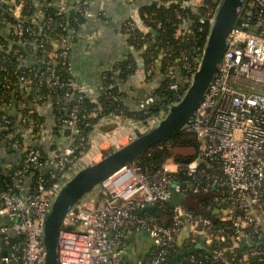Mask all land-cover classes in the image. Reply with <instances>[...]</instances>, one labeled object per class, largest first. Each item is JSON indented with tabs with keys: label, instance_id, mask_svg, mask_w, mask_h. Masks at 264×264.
<instances>
[{
	"label": "built area",
	"instance_id": "obj_1",
	"mask_svg": "<svg viewBox=\"0 0 264 264\" xmlns=\"http://www.w3.org/2000/svg\"><path fill=\"white\" fill-rule=\"evenodd\" d=\"M92 1L60 0L58 8L63 17L75 11L87 21L97 15L90 9ZM38 5L32 16L33 24L51 27L55 19L45 14L42 4ZM22 7L20 3L13 13L16 15ZM102 14L101 9L98 15ZM63 17V31L55 37L58 45L46 51L51 63L45 66V71L38 69L36 78L21 73L16 82L12 76L17 71L3 75L2 79L6 93L17 92L21 85L34 87L32 102L36 106L40 102L53 105L52 94L58 91L62 92L66 102L74 101L70 116L61 121L60 137L56 141L52 138L51 145L45 150L36 146V142L44 140L45 121L35 124L38 131L29 126L21 131L20 137L14 132L0 137V147L10 145L23 153L22 166L13 174L14 183L7 182L5 188L0 189V216L5 218V223L0 226V262L3 264H45L44 220L62 186L80 168L100 160L106 148L113 145L118 148L128 143L134 128L144 130L151 122L163 118L169 107L184 95L187 88L182 91V83L190 85L203 54L196 50L191 59L188 54L183 55L182 68L186 75L183 81L180 80L182 82L177 67L167 70L168 87L178 99L167 109L161 108L159 113L150 114L149 109L159 100L150 93L140 99L136 107L148 115L138 119L126 116L124 112L101 115L86 137L78 124L80 103L88 95V87L74 79L71 61L72 37L86 21L75 29L68 27L69 21ZM212 17H202L200 21H210L211 25ZM0 18L14 26L20 37L23 30L36 35L32 27L24 26L22 22L12 24L3 14ZM126 26L129 31L136 28L130 21ZM49 38L47 33L36 41L40 40L39 46L45 48ZM24 42L28 43L27 40ZM3 48L0 44V50ZM42 63H47L45 58ZM111 70H114V64L102 69L103 82ZM151 72L150 69L148 74ZM121 82L118 80L109 88L122 85ZM104 87L103 83L101 91L105 92ZM111 97L115 101L121 99L117 93H111ZM34 112L33 108L27 109L28 115ZM3 118L9 122L6 115ZM27 119L28 116H24V121ZM193 119L194 124L185 130L195 133L198 147H184L189 155H182L183 161L171 158L156 171L145 172L134 160L97 187L104 199L102 205L82 201L67 214L58 237L59 264H123L125 238L132 229L147 230L154 245L151 257L141 264H165L177 236L186 228L196 233L212 226L211 218L191 208L183 198L208 194L213 188H217L218 194L211 204L202 203L201 207L215 206L227 212L226 219H230L235 227L232 237L235 247L243 237L258 240L264 236V0H245L219 70ZM110 125L116 126L114 130L104 131L103 127ZM128 125L131 130H127L126 138L114 137L118 128ZM66 129H70L71 134H65ZM88 144L90 148H87ZM168 148L176 155V147L168 145ZM175 194L180 195L181 200L171 205V212L167 213L165 204H169ZM150 205H158L167 213L165 221L152 213L140 214L139 211H145L144 208ZM217 239V242H224L227 236L222 234ZM228 250L224 247L214 249L211 260L201 264H215L219 259L245 264L250 256L263 253L258 247H249L239 256L232 248L230 258L226 256ZM193 261L197 262V259L193 258Z\"/></svg>",
	"mask_w": 264,
	"mask_h": 264
},
{
	"label": "trees",
	"instance_id": "obj_2",
	"mask_svg": "<svg viewBox=\"0 0 264 264\" xmlns=\"http://www.w3.org/2000/svg\"><path fill=\"white\" fill-rule=\"evenodd\" d=\"M58 0H6L5 2H0V17L3 14L6 16V21L15 24L22 22L24 26H30L34 29L36 35L31 34V32L22 31L21 37L19 36L18 30L12 27V33L10 37H5L0 35V44L4 45V48L0 50V137L3 134L9 132H14L16 137L21 136V131L26 129L29 126H33L34 130L38 131V128L35 127V124L38 122H43L44 119L38 113V106L43 105L47 102H40L37 106L32 102L34 96V87L31 86V92L29 98L26 100L27 107L23 110V115L28 116L26 121L17 120L13 115L9 114L7 110L8 102L10 101L13 93L4 92L2 79L3 75L17 71V74H13L14 81H18L19 74H31L32 77L36 78V72L38 69L45 71V66L50 64L47 57L46 51L51 48H54L51 41L52 38L56 37L60 31H63L62 26V17L58 6L55 5V2ZM139 17L142 20V24L133 19L129 20L136 24L134 30H127L128 33V42L135 51H140L141 57L143 58V67L145 74L148 80H151L155 76L160 75L162 78L159 81L157 87L152 89V94L158 97L157 103L149 109V113H159L161 108L167 109L172 102L177 101L173 97V92L170 90L169 81L165 77L167 70L170 67H177L179 81H183V77L186 75V71L182 68L184 63L183 55L188 54L190 59L194 51L198 52L203 51V47L208 37L210 21L206 23H201L200 19L202 17L211 18L214 13L216 6L219 0H201L199 4H194L193 0H139ZM23 4L21 10V16L16 17L13 13L19 4ZM37 3L42 4V9L45 14L52 16L55 19L54 24L51 27L45 26L43 23L33 24L32 16L35 14ZM64 20L69 21L68 27H73L79 29L80 24L86 21L85 16L79 14L75 11H70L65 15ZM143 25V26H142ZM8 26L3 19L0 18V28ZM127 27V26H126ZM203 27V29H201ZM67 33V29L64 30ZM49 34L50 37L47 40V47L41 48L39 42L36 39H41L45 34ZM37 37V38H36ZM6 38V39H5ZM28 44H25L26 41ZM9 43H11L9 45ZM35 44L38 48V54L36 57L45 58L47 63L36 64L32 70V67H20L18 65V60L20 54L24 52V48H28L26 45ZM18 50V52H16ZM136 57V56H134ZM132 55L125 60H119L114 64V70L108 71L106 73V78L104 80V91H101L99 96L96 99L92 98L89 95H86L83 101L80 103L82 109L79 111V128L83 130V133L87 137L95 128V125L98 122L99 117L104 114H110L112 112H124L126 116L133 118H143L149 113L138 110H130L124 104V92L122 91V85L126 80L136 72L138 69V60L135 59ZM196 65V64H195ZM43 68V69H42ZM31 69V71H30ZM152 70L150 75L148 74L149 70ZM119 71V72H118ZM46 75V72H45ZM158 77V78H159ZM122 80V85H115L114 88H109L113 83ZM180 81V82H182ZM182 91H184L188 82L182 83ZM17 91L16 93H18ZM111 93H117L121 99L113 100ZM52 101H55L53 104V117L55 119V128L54 135L58 139L61 135V121L64 118L70 116V112L73 106L74 101H65L62 99V92L58 91L57 93L52 94ZM35 109V112L31 115L27 114L28 108ZM95 114V115H94ZM6 115L9 122L3 118ZM20 121V123L18 122ZM116 126L110 125L103 127L104 131L110 132L114 130ZM65 134H71L70 129H66ZM56 144V143H55ZM168 145L174 147H198V141L195 133L187 130H183L170 138L166 142H161L158 145L149 149L145 154L140 156L135 160L145 172H154L159 169L166 161L171 158H174L176 161H183L184 157L182 155H174L172 150L168 148ZM36 146L45 150V146L41 142H36ZM5 148H10V145H5ZM87 148H90V144L87 145ZM22 153V152H21ZM21 161L14 165L13 169L8 172H4L2 169L0 171V189L5 188V184L14 183L13 174L17 168L22 166L23 162V153L21 154ZM193 157V156H192ZM191 157V158H192ZM218 194L217 188H213L208 194L200 195H188L183 198V202L189 205L191 208L198 210L199 212L204 213L206 216L211 218L212 226L209 231L214 236V249L218 247L228 248L229 250L226 253V256L231 258V249L238 253L239 256H242L247 252L249 247L257 248L258 246L252 245H242L235 247L233 242V233L234 228L232 221L230 219H222L220 215L213 213L215 206H211L210 209H203L201 204L204 205L211 204L213 197ZM197 204V205H196ZM197 208H196V207ZM172 206L170 204H165L164 209L167 213L171 212ZM140 214L147 215L150 212L148 211H139ZM165 213V214H167ZM213 213V214H212ZM222 234L227 236L226 241L217 242L216 239ZM15 240V238H14ZM173 252V250H172ZM171 252V254H172ZM170 254V255H171ZM212 254L207 255L208 258H196L197 262L194 264H201L202 261L211 260ZM0 264H3L0 262ZM215 264H239L238 262L230 261V259H219L215 261ZM245 264H264V253L261 255L250 256L248 261Z\"/></svg>",
	"mask_w": 264,
	"mask_h": 264
},
{
	"label": "crops",
	"instance_id": "obj_3",
	"mask_svg": "<svg viewBox=\"0 0 264 264\" xmlns=\"http://www.w3.org/2000/svg\"><path fill=\"white\" fill-rule=\"evenodd\" d=\"M6 0H0L5 2ZM76 1V0H73ZM160 2V0H154ZM60 0L55 2L58 6ZM194 4H199L201 0H193ZM139 0H93L90 9L94 14L93 18H88L77 34L71 40V61L72 74L77 82L84 83L88 87V95L96 99L99 96L102 86V69L106 66L115 64L119 60L128 59L131 55L138 60V69L122 85L124 92V104L130 110H136L137 104L146 95L157 87L159 81L163 78L155 76L148 80L143 67V58L140 51H135L128 42L126 23L133 19L138 20L140 25L143 23L139 17ZM39 8V5H38ZM103 10L102 15L98 13ZM21 10L16 12V17L21 16ZM137 19V20H136ZM143 26V25H142ZM12 27L10 25L0 28V35L11 36ZM52 38V37H51ZM6 39V38H5ZM54 48L57 47V41L51 39ZM11 43H9L10 45ZM28 44V43H25ZM24 48L20 54L18 65L20 67H32L43 62V58L36 57L38 48L35 44ZM18 52V50H16ZM159 77V78H158ZM19 92H14L7 105L9 114L17 120L24 122L23 110L27 107L26 100L31 95V88L21 85ZM38 113L47 124L44 140L41 142L46 148H49L50 140L57 139L54 135L55 119L53 117V105L47 102L38 106ZM20 123V121H18ZM1 130V129H0ZM131 130L130 126L118 128L114 137L122 136ZM20 150L6 149L0 147V171H11L14 165H17L22 158ZM2 172V171H1ZM104 199L98 196L94 205H102ZM197 205V204H196ZM196 207V206H195ZM197 208V207H196ZM216 209L220 210L216 212ZM213 213L226 219L227 212L223 209L215 208ZM212 213V214H213ZM5 223V218L0 216V226ZM214 236L209 229H203L199 232H191L186 228L175 241V247L168 261L165 264H194L193 258H206L214 250ZM218 240V239H216ZM256 245L264 253V236L258 240L247 237L241 238L237 246ZM154 251L152 239L147 230L132 229L125 238V249L123 253V264H141L151 257ZM193 257V258H192Z\"/></svg>",
	"mask_w": 264,
	"mask_h": 264
},
{
	"label": "water",
	"instance_id": "obj_4",
	"mask_svg": "<svg viewBox=\"0 0 264 264\" xmlns=\"http://www.w3.org/2000/svg\"><path fill=\"white\" fill-rule=\"evenodd\" d=\"M244 3L245 0L218 1L192 82L182 98L169 107L166 115L151 122L144 130L134 128L130 132L131 140L128 143L118 148L114 145L106 148L100 160L80 168L62 186L44 220L45 264H59L58 237L63 220L89 193L97 189L112 173L194 124L196 109L219 70L229 36L236 26ZM180 200L181 196L175 194L169 204H177ZM144 210L160 216L163 221L166 219L158 205L147 206ZM219 211L216 209V212Z\"/></svg>",
	"mask_w": 264,
	"mask_h": 264
},
{
	"label": "rangeland",
	"instance_id": "obj_5",
	"mask_svg": "<svg viewBox=\"0 0 264 264\" xmlns=\"http://www.w3.org/2000/svg\"><path fill=\"white\" fill-rule=\"evenodd\" d=\"M105 146H107V144H105ZM188 153L189 152L186 151L185 148H183V147H177V150H176V154L177 155H185V154L189 155ZM98 196H99L98 189H94L91 193H89L85 197V199L83 201L84 202H87V203H88V201H90V204H93L96 201V199L98 198ZM102 203H104V201H102Z\"/></svg>",
	"mask_w": 264,
	"mask_h": 264
}]
</instances>
